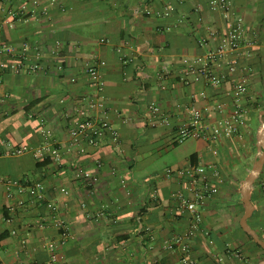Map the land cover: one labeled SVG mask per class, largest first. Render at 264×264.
<instances>
[{"label":"crops","instance_id":"1","mask_svg":"<svg viewBox=\"0 0 264 264\" xmlns=\"http://www.w3.org/2000/svg\"><path fill=\"white\" fill-rule=\"evenodd\" d=\"M211 2L0 0L2 41L17 47L29 42L38 48L43 63L34 74L1 75L0 141L36 146L44 140L42 130L48 128L52 140L71 148L61 163L39 160L32 150L0 157V261L182 264L178 248L163 246L189 226L173 200L180 186L165 170L186 166L193 155L197 161L217 162L223 174L230 172L235 159L249 170L257 156L250 143L257 147V131L264 121V0H232L234 14L244 19L247 39L254 41L247 59L249 127L240 137L221 140L218 157L205 140L175 142V129L185 121L187 106L222 105L224 111H213L214 118L233 106L230 82L214 88L203 79L191 76L186 84L180 78L188 63L216 42L210 31H221L225 25L224 14L212 9ZM166 6L175 10L163 16ZM30 55L27 61L35 62L38 55L34 51ZM163 62L170 64L172 74L162 81L157 72ZM90 65L105 81L102 91L87 73ZM141 71L151 78H142ZM98 93L105 95L119 139L107 137L81 152L85 144L73 142L70 124L79 100ZM152 103L169 115L170 124L152 125L148 109ZM165 146L169 147L166 157L156 155ZM241 149L243 155L238 156ZM75 167L91 172L92 180L79 176ZM38 184L43 186L44 201L31 192ZM61 187L70 193L65 195ZM260 188L264 191V170L254 186L256 219L264 220ZM239 189L224 179L221 194L204 208V228L210 234L200 231L190 240L196 264H264L262 252L238 229ZM226 192L229 203L222 198ZM48 202L58 210L47 207ZM65 227L68 237L63 240ZM261 230L264 233V225ZM24 239L26 245L21 243ZM52 240L58 243L55 262L47 247Z\"/></svg>","mask_w":264,"mask_h":264},{"label":"built area","instance_id":"2","mask_svg":"<svg viewBox=\"0 0 264 264\" xmlns=\"http://www.w3.org/2000/svg\"><path fill=\"white\" fill-rule=\"evenodd\" d=\"M25 9L26 7L23 6ZM211 8L221 11L225 17V25L222 30H211V36L216 38L202 56L194 57L181 72L182 81L189 83L190 77L193 80L203 79L214 88L221 87L224 83L230 82L231 88L228 94L231 96L233 106L229 112L214 118L213 111H224L222 105L206 106L199 108L196 106L186 107L185 121L175 129V142L183 143L188 139H202L207 142L214 157H218L220 150L218 143L223 139H232L242 136L244 130L249 127L248 114L250 107L248 99L250 97V81L248 73L250 66L247 59L252 55L254 41L247 39L246 27L242 16H237L233 12L232 0H212ZM173 6H166L162 11L163 16H168L174 11ZM151 14V10H146ZM4 31L0 26V84L1 75L7 71L15 73L34 74L43 69V63L38 55V48H33L29 42H24L20 47L2 41ZM208 44L206 40L204 42ZM36 53L35 62L27 61L30 52ZM104 64V62H101ZM98 69L95 65L87 68L88 75L97 82L98 89L102 91L105 81L98 77ZM172 74V68L168 62H163L157 72L160 80L168 78ZM144 79L151 78L147 71H141ZM4 97H8L4 95ZM151 113V123L170 124L169 115L158 105L149 104ZM1 113V112H0ZM106 110L105 95L98 93L95 96L79 100L76 108L75 118L72 119L69 134L74 143L84 142L85 146L80 151L85 152L86 146L97 147L103 140L110 137L118 141L119 133L112 126ZM43 142L32 146L29 144H17L11 140L0 141V157L6 154H22L32 150L37 159H51L56 163L64 160L66 152L70 147H63L60 143L51 139L52 130L44 128L42 130ZM98 166L102 165L99 160ZM79 176L87 180H92L91 172L75 167ZM165 175L175 178L179 188L173 193L175 208L180 216H186L189 222L187 232L176 234L164 241L163 246L167 250L178 248L181 251L182 264H196L192 255L190 240L198 232L209 235L210 232L204 228L203 210L206 205L217 198L222 191L224 183L223 170L217 162L190 161L186 166L165 170ZM89 185L90 182H89ZM60 191L65 195L70 193L66 187H61ZM31 192L44 201L43 186L38 184ZM47 207L57 211L58 207L53 202H48ZM63 224V222H62ZM62 239L68 237V230L65 227L61 233ZM23 245L27 240L21 241ZM48 249L52 252V262L58 260L56 250L58 243L54 240L47 243ZM0 264H5L0 261ZM22 264H32L25 261Z\"/></svg>","mask_w":264,"mask_h":264},{"label":"water","instance_id":"3","mask_svg":"<svg viewBox=\"0 0 264 264\" xmlns=\"http://www.w3.org/2000/svg\"><path fill=\"white\" fill-rule=\"evenodd\" d=\"M264 170V121L260 124L257 131V156L249 173L240 183L239 192L241 194V203L243 205V214L240 217V227L252 237L253 241L264 250V238L250 224L256 206L252 200V194L255 182Z\"/></svg>","mask_w":264,"mask_h":264},{"label":"rangeland","instance_id":"4","mask_svg":"<svg viewBox=\"0 0 264 264\" xmlns=\"http://www.w3.org/2000/svg\"><path fill=\"white\" fill-rule=\"evenodd\" d=\"M253 121V127H256L257 126V123L258 121L257 120H252ZM189 140H192V139H188L184 142H189ZM183 142V143H184ZM169 148L168 146H165L163 148H160L161 150H157L156 151V155L157 153H160L161 155H163L164 157H166L165 155L167 154L166 152V149ZM191 150L194 149L193 147L190 148ZM250 149L252 150V153H253V156L257 153V147L255 145V142L252 141L250 143ZM165 150V151H164ZM243 149L240 150V153L238 156H241L243 155ZM163 158V157H162ZM238 159H235V163L233 161V163L230 165V172L229 173H224V179L226 182H228L229 184L231 183L232 185L234 184L236 187L240 188V183L241 181L246 177V175L249 173L250 169L252 168V163L251 162L250 164H248V167H249V170H245V168H243L241 165H240V162H237ZM160 163H162L161 160H159ZM230 193H227L222 197L224 198L225 200H228V203L231 202V198H230ZM238 201H241V198L239 197L238 198ZM238 214H239V218L242 216L243 214V208L238 211Z\"/></svg>","mask_w":264,"mask_h":264},{"label":"trees","instance_id":"5","mask_svg":"<svg viewBox=\"0 0 264 264\" xmlns=\"http://www.w3.org/2000/svg\"><path fill=\"white\" fill-rule=\"evenodd\" d=\"M192 161H193V162H196V161H197L195 155L192 156ZM260 177H261V175H260ZM260 177H259L258 180L255 182V185H254V186H257V185L259 184ZM255 189H256V188H255ZM255 189L253 190V194H252V200H253V202L255 201V196H254ZM260 191H261V193H262V195H263V197H264V191H263V189L261 190V188H260ZM238 206H239V208H241V209L243 208V205H242L241 202H238ZM250 224H251V225H252V226L258 231V233L262 236V238H264V233H263L262 230H261V227L264 225V220H263V218H260L259 220H257V219H256V212H254L252 218L250 219ZM238 229H239V231H240L243 235H245V236L247 237L248 241L251 242V243L253 244V246H254L255 248L259 249V250L262 252V254L264 255V250H263L258 244H256V243L253 241L252 237H250L249 235H247V234L242 230L241 227H239Z\"/></svg>","mask_w":264,"mask_h":264}]
</instances>
